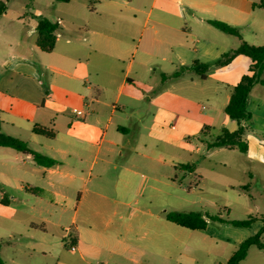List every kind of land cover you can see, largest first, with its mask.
<instances>
[{
	"label": "crops",
	"instance_id": "1",
	"mask_svg": "<svg viewBox=\"0 0 264 264\" xmlns=\"http://www.w3.org/2000/svg\"><path fill=\"white\" fill-rule=\"evenodd\" d=\"M7 5L0 18L2 132L59 162L39 166L0 147V220L22 226L9 234L12 240L18 236L7 243L14 252L11 262L46 258L60 248L58 236L65 240L61 232L73 230L66 244L74 254L57 264H197L203 250L198 238L208 228L190 230L168 221L171 198L154 186L164 180L148 172L160 170L154 153L184 150L200 132L216 133V139L223 129H238L225 108L252 65L248 57L212 66L205 79L192 70L173 75L196 62L214 64L239 47L237 37L210 20L237 27L243 41L264 46V0H9ZM37 17L59 26L51 53L37 45ZM199 104L197 117L193 107ZM248 111L247 151L213 149L232 153L229 160L246 180L245 189L264 188V85L252 89ZM36 125L55 137L34 133ZM88 163L102 164L95 181L86 174ZM7 194L21 203L12 204ZM76 198L70 228L64 216ZM261 219L241 229L260 223L256 234Z\"/></svg>",
	"mask_w": 264,
	"mask_h": 264
},
{
	"label": "rangeland",
	"instance_id": "2",
	"mask_svg": "<svg viewBox=\"0 0 264 264\" xmlns=\"http://www.w3.org/2000/svg\"><path fill=\"white\" fill-rule=\"evenodd\" d=\"M22 1L16 0L19 3ZM193 108L194 114L199 117L201 104ZM149 126L155 128V122L150 123ZM215 135L216 133H211L205 136L200 132L187 141L191 145H188L184 150L179 152L162 150L164 155L154 153V164H160V170L155 171V173L148 172L152 177L155 176L164 180L163 183L154 182V186L167 190V194L172 201L169 202L167 200V204L170 206H167L166 209L169 212H195L205 215V218L208 217V229L205 232H201L198 238L203 245V250L199 254L197 264L225 262L229 253H232V249L239 247L245 239L254 235L260 225V223L255 225L252 230L241 229L230 224L215 222L213 217L221 216L229 220H246L249 217L256 216L264 217V188L262 186L244 188L248 184L246 180L240 178L235 172L233 164L229 160L232 153L227 151V149L207 151L208 144L215 140ZM91 165V163H88L86 174H89L90 178L95 181L97 171L102 164H94L93 168H91ZM188 165L197 166L198 170L190 173L185 169ZM109 173L110 178L114 180L115 171L111 169ZM152 183L153 181L150 179L149 184L151 185ZM147 190H149V187L145 188V193L149 194L150 190L148 192ZM197 190H200L201 193L196 194ZM2 193V189H0V197H2ZM10 197L11 195L7 194L6 198ZM19 199L12 200L10 198V202L14 205H19L21 203ZM69 203L72 206H69L68 214L64 216V221L71 228L70 221L76 210L77 198ZM84 213L81 208L77 216L79 225L82 223ZM9 214L11 215V213ZM21 227V224L16 221L0 220V253L7 264H15L11 262V258L14 255L13 249L7 245L12 240L9 238V234L14 231V233H18L21 231ZM61 234L66 236L65 240L57 235V242L60 244V248L56 246V250H52L53 254L47 255L46 258L36 255L26 262L21 259L20 264H57L58 259L64 260V263H66L67 258H71L74 254L66 244V240L74 235V231L71 230L68 233L62 231ZM17 239L18 236L12 241L16 242ZM49 239L54 240L53 237ZM244 264H264V250L258 251L255 248Z\"/></svg>",
	"mask_w": 264,
	"mask_h": 264
},
{
	"label": "trees",
	"instance_id": "3",
	"mask_svg": "<svg viewBox=\"0 0 264 264\" xmlns=\"http://www.w3.org/2000/svg\"><path fill=\"white\" fill-rule=\"evenodd\" d=\"M8 1L9 0H0V18L8 9ZM57 1L68 3L71 0ZM36 19L38 22L37 45L41 51L45 53H51L53 52L56 45L59 26L44 17H37ZM209 23L223 33L237 37L241 41L239 47L223 55L214 64H202L196 62L190 68H184L181 71L176 72L173 76L179 77L184 71L192 70L205 79V74L212 66L228 65L238 55H244L252 61V65L250 66L248 73L245 74L241 81L232 88L230 101L225 108V113L230 117V119L238 123V129L234 132H229L228 130L223 129L220 135L217 136L212 143L208 144V149L228 148L232 150H239L245 153L247 151V145L244 142V136L247 132L245 123H248L252 119V115L248 111V99L252 89L257 83L264 85V80L261 78L264 71V46H254L243 41L240 30L237 27L217 20H210ZM33 131L39 135H44L50 138L55 137V133L52 130L39 125H36L33 128ZM0 147L12 148L18 152H21L24 155L31 157L39 166L53 167L59 164V162L55 161L54 159L31 150L25 142L3 133L1 117ZM3 203L8 204L6 200H3ZM166 219L180 227L190 230L204 231L209 225L208 218H205L204 215L195 212H169L166 215ZM213 220L219 223L230 224L236 228H250L258 220V217H249L246 220H229L224 219L221 216H216L213 217ZM261 220L263 222L262 228L256 234L243 241L227 262L219 264H241V262L247 258L252 247H257L260 250H264V218ZM0 264H5L1 255Z\"/></svg>",
	"mask_w": 264,
	"mask_h": 264
},
{
	"label": "built area",
	"instance_id": "4",
	"mask_svg": "<svg viewBox=\"0 0 264 264\" xmlns=\"http://www.w3.org/2000/svg\"><path fill=\"white\" fill-rule=\"evenodd\" d=\"M60 23V22H59ZM78 113H80V112H78ZM75 248L73 247V250H74Z\"/></svg>",
	"mask_w": 264,
	"mask_h": 264
}]
</instances>
